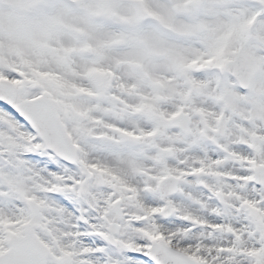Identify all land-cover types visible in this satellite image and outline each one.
I'll return each mask as SVG.
<instances>
[{"label": "snow or ice", "instance_id": "obj_1", "mask_svg": "<svg viewBox=\"0 0 264 264\" xmlns=\"http://www.w3.org/2000/svg\"><path fill=\"white\" fill-rule=\"evenodd\" d=\"M0 264H264V0H0Z\"/></svg>", "mask_w": 264, "mask_h": 264}]
</instances>
